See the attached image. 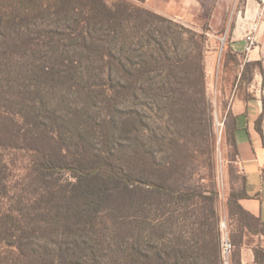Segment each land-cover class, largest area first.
Here are the masks:
<instances>
[{"label": "rangeland", "instance_id": "rangeland-1", "mask_svg": "<svg viewBox=\"0 0 264 264\" xmlns=\"http://www.w3.org/2000/svg\"><path fill=\"white\" fill-rule=\"evenodd\" d=\"M106 1L111 5L139 3L172 20L177 26L151 19L157 35L167 34L165 53L171 51L172 57L188 61L182 65V74L195 72L200 61L205 68L204 85L192 80L181 82L176 86V96L168 89L161 94L159 91L168 64H148L154 69L151 82L134 76V86L126 89L116 109V125L128 120V131L117 132L124 148L115 157L157 183L201 195L179 203L164 194L141 190L114 194L88 231L53 234L41 229L36 213L51 196L42 198L29 185L32 151L51 150L58 137H64L65 145L76 144L78 132L67 121L71 107L88 105L93 125L107 124L114 110L107 98L110 66L96 53L82 65L83 80L78 84L59 82L55 89L50 82L19 68L13 72L14 86L9 89L16 95L15 102L22 101L17 96L18 86L38 84L47 102V109L41 113L55 129L53 139L52 134L43 133L45 140L46 135L49 137L43 142L38 139L41 133L30 131L27 119L7 115L0 120L4 124L0 129V158L7 165L0 180V261L22 257L30 264H223L222 225L226 224L235 245L231 264H241V244L245 236L250 240L254 237L244 228L243 214L235 204L234 191L241 175L231 134V112L237 96L246 98L264 90V1ZM141 22L129 20L126 24L124 57L150 43ZM234 37L257 49L259 59L249 60L248 47L236 51ZM150 49L149 55L155 58L162 54L155 46ZM0 107L5 111L16 108L11 103L6 106L4 99ZM87 138L105 148L98 131ZM59 178L62 183L66 180L65 175ZM56 179L50 180L54 187Z\"/></svg>", "mask_w": 264, "mask_h": 264}, {"label": "trees", "instance_id": "trees-1", "mask_svg": "<svg viewBox=\"0 0 264 264\" xmlns=\"http://www.w3.org/2000/svg\"><path fill=\"white\" fill-rule=\"evenodd\" d=\"M152 18L177 26L172 20L139 3L111 5L106 0H0V100L4 99L6 106L10 103L16 106L14 110L9 109L10 111L0 107V120L5 119L7 115L27 119L30 131L37 130V133H41L38 139L43 142L47 141V138L49 140L47 135L46 140L43 138L45 132L52 134L53 139L54 126L50 127L47 115L41 113L47 109L44 89L38 84L24 88L18 86L20 90L17 96L22 101L15 102V93L11 94L9 91L14 86L13 72L19 68L32 72L33 78L48 81L55 89L59 82L78 84V81L83 80L82 65L89 62L96 53L100 55L98 59H106L110 66L111 84L107 98L114 110L112 109L113 113L107 124L99 127L93 125L94 119L88 105L71 107V117H68L67 121L78 132L76 144L73 147L65 145L62 143L64 137L60 140L58 137L51 150L37 148L32 151L29 185L42 198L51 196L47 198L44 208L36 213L40 218L41 229L48 233L70 234L90 230L95 226L103 206L114 194L123 195L141 190L151 194H164L169 200L179 203L201 195V192L195 190L179 191L171 185L157 183L135 173L124 161L115 157V153L124 148L116 134L118 131H128V120L122 125H116L118 101L126 89L134 86V76L141 77L146 82L152 81L150 74L154 69H149L148 64L159 66L165 63L169 66L168 72L162 73L159 82L160 94L168 89L176 96V86L184 81H198L202 85L205 83L202 61L195 72L182 74V65L188 61L177 56L172 57L171 51L165 53L163 44L167 34L160 32L157 35L151 27ZM129 20L142 21L140 27L148 30L150 43L140 49H132L126 55L128 57H124L123 50L127 39L122 40V37L128 28L126 24ZM106 40L108 41L105 42ZM166 42L168 43V40ZM152 46H155L157 51L161 50L162 54L156 58L153 54L149 55ZM129 63L132 67L128 66ZM246 98L253 99L255 95ZM55 112L56 110L49 113ZM262 120L263 116L259 119V128ZM2 124L1 130L4 126ZM97 131L107 150L87 138V135L91 137ZM6 168L7 165L0 158V180L5 177ZM60 175L66 176L63 183L59 180ZM55 178L58 183L54 187L50 180ZM234 195L235 204L244 217V228L253 234L264 235V222L260 217L246 211L239 204L237 195ZM254 253L256 263L264 264V247L256 246ZM0 264L30 263L22 257H17L4 258Z\"/></svg>", "mask_w": 264, "mask_h": 264}, {"label": "crops", "instance_id": "crops-1", "mask_svg": "<svg viewBox=\"0 0 264 264\" xmlns=\"http://www.w3.org/2000/svg\"><path fill=\"white\" fill-rule=\"evenodd\" d=\"M247 45L240 37L232 39L236 51L246 50ZM247 56L249 60H258L260 53L257 49H251ZM261 116L263 120L259 128ZM231 119V134L241 175V182L234 192L239 204L264 222V90L257 92L253 99L237 96L232 105ZM251 235L254 239L245 236L241 244V264H257L254 248L264 247V235Z\"/></svg>", "mask_w": 264, "mask_h": 264}, {"label": "built area", "instance_id": "built-area-1", "mask_svg": "<svg viewBox=\"0 0 264 264\" xmlns=\"http://www.w3.org/2000/svg\"><path fill=\"white\" fill-rule=\"evenodd\" d=\"M264 1V0H263ZM251 40V44L254 43V39L252 37H249ZM248 49L251 50L249 45L247 46ZM235 249V245L232 242V239L230 237V233L228 231V228L226 224L222 225V239H221V258L223 264H231L232 263V255Z\"/></svg>", "mask_w": 264, "mask_h": 264}]
</instances>
